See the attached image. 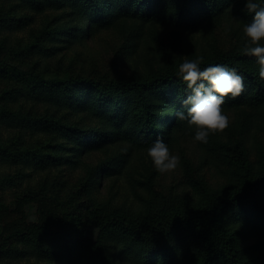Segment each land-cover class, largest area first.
I'll list each match as a JSON object with an SVG mask.
<instances>
[{"label": "trees", "instance_id": "16d2710c", "mask_svg": "<svg viewBox=\"0 0 264 264\" xmlns=\"http://www.w3.org/2000/svg\"><path fill=\"white\" fill-rule=\"evenodd\" d=\"M22 1L31 9L47 6L62 11L66 17H82V20H87L88 12L97 10L99 21L109 14L105 20L154 23L190 32L209 27L226 10L243 25L253 15L245 7L246 0H222L215 10L212 0H98V7L95 0ZM256 2L264 5V0ZM4 22L0 18V27ZM19 22L11 18L4 27H19ZM89 28L90 23H86L84 30L80 25L72 27L70 19L59 29L46 26L45 37L67 43ZM42 49L45 50L42 44L36 42L20 45L18 51L30 54ZM6 57L0 60V79H13L23 86L16 90L8 85L0 86V122L37 125L48 132H61L73 141L72 152L76 154L116 145V142L139 148H149L157 138L165 143L166 128L176 125L178 120L173 116L163 121L162 110L181 105L188 94L185 83L177 75L179 66L175 64L167 63L163 70L123 80L80 75L46 80L33 65L21 67ZM217 64L235 69L244 77V92L235 99L225 98L224 111L241 106L264 109V81L259 78L255 57L244 54L243 49L218 51L204 58L200 67ZM12 92L53 99L57 105L66 106V112L77 115L78 120L69 123L64 116L48 115L43 122V118L25 112L21 106L5 105L4 100ZM90 120L95 125L89 124ZM261 127L264 129V122ZM20 139L18 136L12 141L0 142L1 160L18 162L20 159L43 166L60 163L61 158L53 152L19 147ZM241 147L238 142L222 144L224 153H230L225 157L235 168L237 186L234 188L213 194L196 181L198 201L194 204H186L175 196L158 195L150 183L136 208L126 209L111 202L98 205L87 202L84 213L57 212L42 204L38 222L23 219L8 225L0 239V254L10 252L13 242H28L40 253L63 258L61 264H117L116 256L122 248H134L145 264H264V152L251 159ZM118 164L115 158H110L108 164L99 166V179L116 172ZM97 185L90 177L85 182L88 193ZM30 196L18 197L14 209L22 213L23 204L33 201ZM0 208L5 207L0 204ZM88 228L97 230L95 239L86 235ZM54 229L58 230L56 244L49 247L48 232Z\"/></svg>", "mask_w": 264, "mask_h": 264}, {"label": "rangeland", "instance_id": "374dc122", "mask_svg": "<svg viewBox=\"0 0 264 264\" xmlns=\"http://www.w3.org/2000/svg\"><path fill=\"white\" fill-rule=\"evenodd\" d=\"M222 0H212L215 10ZM243 1V0H242ZM98 7V0H95ZM99 10V9H98ZM62 11L44 7L31 9L22 0H0V18L5 19L0 27V60L10 61L21 67L33 65L44 79H60L69 76H85L94 79L123 80L142 76L150 71L163 70L167 63L179 66L185 59L207 58L218 51L243 49L246 43L244 26L238 23L233 13L226 10L218 14L210 26L193 32L181 31L158 24H142L139 21L97 18V10L82 17L62 15ZM20 20L19 27L5 26L9 19ZM57 18V19H56ZM72 27L90 28L81 35L64 43L45 37L46 26L56 28L68 20ZM73 32V35H76ZM72 35V36H73ZM71 37V36H70ZM41 43L45 50L24 54L21 46ZM262 45L264 41L261 42ZM21 88L16 80L0 79V86ZM4 100L11 108L21 106L37 118L61 117L69 123L78 120L77 115L66 112V106L57 105L53 99L14 93ZM177 111H184L183 105L162 110V120H171ZM229 117V126L222 133L210 134L206 144L194 140L195 128L186 121L166 128L165 144L170 153L180 157V165L172 172H157L147 155L148 148L116 142L105 148H91L76 154L72 152L73 141L63 133L48 132L37 125L17 126L0 122V142L21 137L19 147H28L42 153H55L61 159L58 165L13 162L0 159V239L8 225L21 222H38V212L45 204L50 210L85 212V204H112L122 208L138 207L139 199L147 193L150 183L156 194L175 196L186 204L198 201L195 184L200 181L209 193L218 194L237 186L235 168L225 157L222 144L238 142L251 159L264 152V109L241 106L224 111ZM90 120L89 124L95 125ZM108 148V149H106ZM52 154V153H51ZM115 158L119 164L116 172L99 179V166ZM92 178L98 184L89 193L85 182ZM31 194L33 200L23 204L22 213L17 212L18 197ZM57 229L48 232L47 245L56 244ZM86 235L95 239L97 230L88 228ZM264 252V250H262ZM63 258L45 255L34 250L28 242H13L10 252L0 254V264H61ZM117 264H145L134 248H122L116 256Z\"/></svg>", "mask_w": 264, "mask_h": 264}, {"label": "clouds", "instance_id": "9594fccd", "mask_svg": "<svg viewBox=\"0 0 264 264\" xmlns=\"http://www.w3.org/2000/svg\"><path fill=\"white\" fill-rule=\"evenodd\" d=\"M245 7L252 13L251 21L244 26L246 43L243 52L256 58L259 78L264 81V5L246 0ZM203 57L185 59L179 65L178 77L185 83L188 94L182 100L186 111H177L176 118L195 128L194 140L206 144L210 134L222 133L229 126V117L222 105L225 98L235 99L245 89L244 77L235 69L222 65L201 69ZM155 170L161 174L172 172L180 165V157L170 153L169 147L157 138L147 149Z\"/></svg>", "mask_w": 264, "mask_h": 264}]
</instances>
